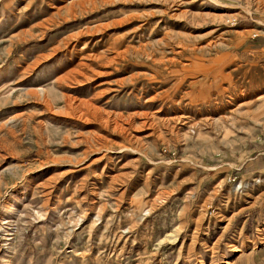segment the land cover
I'll return each mask as SVG.
<instances>
[{
    "label": "rangeland",
    "instance_id": "rangeland-1",
    "mask_svg": "<svg viewBox=\"0 0 264 264\" xmlns=\"http://www.w3.org/2000/svg\"><path fill=\"white\" fill-rule=\"evenodd\" d=\"M0 264H264V0H0Z\"/></svg>",
    "mask_w": 264,
    "mask_h": 264
}]
</instances>
